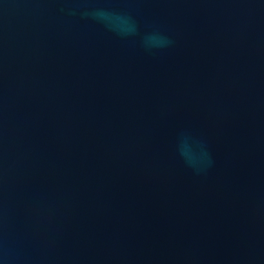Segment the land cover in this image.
<instances>
[{
    "label": "water",
    "instance_id": "obj_1",
    "mask_svg": "<svg viewBox=\"0 0 264 264\" xmlns=\"http://www.w3.org/2000/svg\"><path fill=\"white\" fill-rule=\"evenodd\" d=\"M0 264H264V0H0Z\"/></svg>",
    "mask_w": 264,
    "mask_h": 264
}]
</instances>
